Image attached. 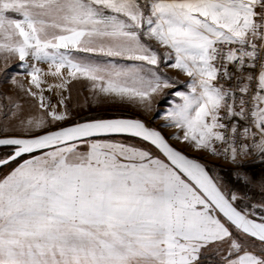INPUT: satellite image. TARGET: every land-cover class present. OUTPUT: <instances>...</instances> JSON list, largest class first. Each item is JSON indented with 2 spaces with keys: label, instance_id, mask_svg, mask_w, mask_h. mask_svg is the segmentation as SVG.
I'll use <instances>...</instances> for the list:
<instances>
[{
  "label": "snow or ice",
  "instance_id": "1",
  "mask_svg": "<svg viewBox=\"0 0 264 264\" xmlns=\"http://www.w3.org/2000/svg\"><path fill=\"white\" fill-rule=\"evenodd\" d=\"M0 61V264H264V0H0Z\"/></svg>",
  "mask_w": 264,
  "mask_h": 264
},
{
  "label": "rangeland",
  "instance_id": "2",
  "mask_svg": "<svg viewBox=\"0 0 264 264\" xmlns=\"http://www.w3.org/2000/svg\"><path fill=\"white\" fill-rule=\"evenodd\" d=\"M4 65L3 62L0 61V72L3 71ZM173 74L175 75V73L173 72ZM167 104V100H163L162 103H160L159 107L162 110L165 105ZM115 111V109L110 108L109 106H104L101 108H96L93 107L91 109H81L79 112V115L83 118H92V117H96V118H110L111 113ZM125 114L127 115H140L138 112H136L135 110H130V109H124ZM156 116L155 112L149 113L147 115L141 116V118L145 119L146 121H148L150 124H152L153 126H158L159 124L162 123V119H154V117ZM165 133H169L173 130L171 129H165L164 130ZM173 144H176L177 147H183V145L177 144L175 141H172ZM187 154L189 155H198L197 153H193L190 150H187ZM210 165H223L224 169L226 168H231V166L225 162H222L220 160H217L215 158H208Z\"/></svg>",
  "mask_w": 264,
  "mask_h": 264
},
{
  "label": "built area",
  "instance_id": "3",
  "mask_svg": "<svg viewBox=\"0 0 264 264\" xmlns=\"http://www.w3.org/2000/svg\"><path fill=\"white\" fill-rule=\"evenodd\" d=\"M216 159V158H215ZM217 160H219V159H217ZM220 161H222V160H220ZM222 162H225V161H222ZM225 163H227V162H225ZM227 164H229V163H227ZM230 165V164H229ZM231 166V168H232V165H230ZM231 168H226L227 170H230ZM255 171H257V172H259L260 171V167L259 166H256L255 167V169H254Z\"/></svg>",
  "mask_w": 264,
  "mask_h": 264
},
{
  "label": "trees",
  "instance_id": "4",
  "mask_svg": "<svg viewBox=\"0 0 264 264\" xmlns=\"http://www.w3.org/2000/svg\"><path fill=\"white\" fill-rule=\"evenodd\" d=\"M221 174L227 177L230 175V172H229V170L224 169V172H222Z\"/></svg>",
  "mask_w": 264,
  "mask_h": 264
}]
</instances>
